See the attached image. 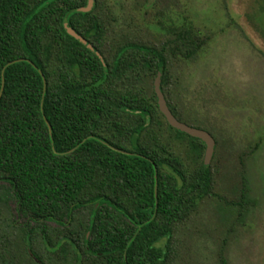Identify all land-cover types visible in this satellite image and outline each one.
Listing matches in <instances>:
<instances>
[{
    "label": "trees",
    "instance_id": "trees-1",
    "mask_svg": "<svg viewBox=\"0 0 264 264\" xmlns=\"http://www.w3.org/2000/svg\"><path fill=\"white\" fill-rule=\"evenodd\" d=\"M87 1L0 0V264H176L216 154L190 165L205 144L168 124L153 82L179 119V68L208 37L186 21L159 43L114 38L109 0ZM8 200L23 222L2 216Z\"/></svg>",
    "mask_w": 264,
    "mask_h": 264
},
{
    "label": "rangeland",
    "instance_id": "rangeland-1",
    "mask_svg": "<svg viewBox=\"0 0 264 264\" xmlns=\"http://www.w3.org/2000/svg\"><path fill=\"white\" fill-rule=\"evenodd\" d=\"M109 6L114 38L122 30L159 43L167 25L186 21L208 37L179 68L172 94L179 120L217 140L209 161L213 194L177 234L176 264H264V0H109ZM190 154V165L204 158V151L201 158ZM242 174L250 202L239 207ZM2 216L24 221L13 200Z\"/></svg>",
    "mask_w": 264,
    "mask_h": 264
},
{
    "label": "water",
    "instance_id": "water-1",
    "mask_svg": "<svg viewBox=\"0 0 264 264\" xmlns=\"http://www.w3.org/2000/svg\"><path fill=\"white\" fill-rule=\"evenodd\" d=\"M93 6V0H88L87 1V5L84 7H80L78 8L79 11H88L92 8ZM64 26L66 28V31L74 36L75 38L79 39L81 42H83L84 44H86L89 48L93 49V46L87 42V40L85 38H83L79 33H77L72 27L68 26L67 23H64ZM19 60H26L28 62H31L29 59L27 58H19V59H14L10 62H8L6 65L10 64V63H14L17 62ZM39 73L41 74V71L39 70ZM160 81H161V73L160 71L157 72L155 78H154V90L155 93L157 95V104L159 107V110L163 113V115L165 116L166 121L168 122V124L170 126H172L173 128H176L182 132L187 133L190 136L193 137H197L200 140H202L205 144V149H204V163L208 164L213 152H214V146H215V139L213 138V136L205 129H201V128H197V127H193L190 126L182 121H180L169 109L167 103H166V99L164 97L163 92L161 91L160 88ZM3 83L4 80L2 79V84H1V90H0V94L1 91L3 89ZM43 86L44 89L46 87V83L45 80L43 79ZM49 131H51L50 126H49ZM126 152V151H124ZM129 153V152H126ZM155 194H156V187H155Z\"/></svg>",
    "mask_w": 264,
    "mask_h": 264
}]
</instances>
